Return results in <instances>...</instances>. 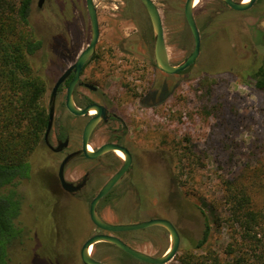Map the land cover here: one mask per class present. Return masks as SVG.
<instances>
[{
    "label": "rangeland",
    "instance_id": "1",
    "mask_svg": "<svg viewBox=\"0 0 264 264\" xmlns=\"http://www.w3.org/2000/svg\"><path fill=\"white\" fill-rule=\"evenodd\" d=\"M154 1L162 16L170 61L179 64L194 48L184 14L185 0ZM38 2L32 4L30 20L44 46L35 59L37 64L45 62V78L53 83L54 69H58L53 49L68 47L63 58L69 64L75 50L86 47L91 39L90 18L86 0H44L42 6ZM94 2L100 25L97 48L105 61L91 69L103 76L110 96L133 99L135 144L168 157L169 175L164 181H171L179 199L184 200L180 225L195 237L192 246L182 244L166 264H180L177 257L199 243L207 222L209 236L197 253L214 249L226 258L233 232L226 223L218 227L214 222L216 211L227 209L224 181L243 176L251 182L253 174L262 173L264 167V91L248 74L264 55V0H256L245 12L221 0H200L194 7L201 32L200 55L191 66L171 75L154 67V32L139 0ZM152 84V104L144 107L139 99L134 100L131 90ZM47 92L43 100L49 109ZM45 152L39 147L32 154L31 175L18 187L23 197L19 220L27 234L13 248L10 264H58L56 260L83 264L82 244L101 231L90 219V202L116 167L103 168L102 161L73 172L68 169L66 177L74 181L85 171L99 172L86 197H71L55 193L50 186L47 175L56 174L59 163L49 165ZM113 155L123 160L115 152ZM141 179L147 182V176ZM133 182L131 175L126 176L100 202L98 211L104 219L129 224L161 218L176 224L175 214L157 209L163 181L150 184L146 189L149 199L140 194L138 201ZM256 197L262 205L264 188ZM152 229L122 231L119 236L139 250L160 256L170 246V235L162 226ZM95 256L108 264H132L121 259L120 250L100 244Z\"/></svg>",
    "mask_w": 264,
    "mask_h": 264
},
{
    "label": "trees",
    "instance_id": "2",
    "mask_svg": "<svg viewBox=\"0 0 264 264\" xmlns=\"http://www.w3.org/2000/svg\"><path fill=\"white\" fill-rule=\"evenodd\" d=\"M33 2L0 0V264H10L13 248L25 240L27 230L19 220L23 197L18 187L31 175L30 157L41 146L49 120L43 100L48 91L45 62L37 64L35 59L44 41L30 20ZM248 74L264 91V55ZM253 176L251 182L243 176L224 181L227 209L216 211L214 222L218 227L226 223L233 232L226 258L214 249L197 253L209 236L207 222L199 243L177 257L180 264H264V202L259 205L256 197L264 188V167ZM99 244L120 250L121 259L132 264H147L110 243Z\"/></svg>",
    "mask_w": 264,
    "mask_h": 264
},
{
    "label": "flooded vegetation",
    "instance_id": "3",
    "mask_svg": "<svg viewBox=\"0 0 264 264\" xmlns=\"http://www.w3.org/2000/svg\"><path fill=\"white\" fill-rule=\"evenodd\" d=\"M223 4L226 5L224 2ZM89 43L90 41L88 42L87 46L89 45ZM86 47H83L78 51L76 49L74 54L70 56L69 58L70 63L67 65L64 63L63 57H65L64 51L68 47L53 49L54 52L53 55L55 56L54 64L57 66L58 69H54L53 83H49L47 81L48 82L47 95L49 99V109L51 106L50 100L53 95L56 82L67 71V69L76 62V60L78 59V57ZM103 56H104L103 54L101 55L99 54V50L96 45L94 54L84 64L78 80L74 83V87L72 91V99L74 105L80 110H84L85 108H87L89 105L92 104H97L98 106L105 109L106 117L105 118L102 117L100 119V121L93 128L89 136L88 146L89 148L92 147V151L97 150L101 145L105 143L113 142L123 147H126L130 151L132 156V162L130 168L116 182V184L112 187V189L108 192V194L104 197V199L107 198L112 193L116 185L119 182H121L123 179H125L126 176L131 175V178L132 179L134 178L133 183L135 186V195L137 201H138V196L140 194L144 195V198L145 197L148 198L147 197L148 192L146 189L150 184L154 183L155 181H157L158 183L160 180L163 181L162 191L158 194V198H160V202L158 203L157 209L175 214L174 218L176 224L174 223L173 224L175 225L180 235V247L182 244L183 245L187 244L188 246H192V244L195 241V237L193 233H187L186 229L181 227L180 225V223H182V217H184V214L182 213L181 210L184 204V200L181 197H180L181 200L179 199V197L177 196V192L174 190L173 188L174 186L172 185L171 181L170 182H168L169 180L164 181V176L169 175L168 169H169L170 161L168 157H164L159 152L149 151L148 149H145L143 146L135 144V142L137 141L135 134L136 125L131 123L133 121V108L131 109V104H132L131 101L133 99L131 98V100H128V98L122 99V98H118V97L115 98L114 96H110L108 91L106 90L103 76L97 73V71L95 70L93 71L91 69L92 67H95L96 65H100V63L105 61V57ZM97 61L98 63H96ZM152 62L155 65L154 67H157L155 62V55H154V60ZM74 79H75V71L72 70L70 74L61 82V84L58 86L55 92L54 117H53L52 125L48 133L46 128L40 148H43V151H46L45 152L46 160L49 165L52 164L57 165L59 163L57 173L54 175L52 174L47 175L50 181L49 182L50 186H53L52 188L54 192L65 194L71 197L84 198L88 195V190L90 186L94 185L93 182L98 179L97 178L98 171L95 169L93 171L90 170L85 171L84 175L78 181H74V180H69L66 177V173H68V169H73V170H69L73 172L76 171V168L82 167L83 165H86L88 163H92V162L101 163L102 161H104L101 163L102 166H104L103 168H106L107 166L116 167L115 170L113 171L114 174L122 167L125 158L123 160L116 158L113 155L114 151L107 152L96 158L86 157L85 153L83 152L84 131L86 130V126L91 121V119L97 116L98 112L94 110L95 113H92L93 110H91L88 111L87 113L80 114L68 108L66 104L68 89ZM133 85L134 84H132V86ZM152 89H153V84L147 86V88L145 86L140 87L138 85L136 88H133L131 90V93L135 96L134 100L139 99L140 102L145 107V106H150V104H152L151 102L153 101L154 98V92ZM49 109H48V113H49ZM132 135H134V137H130ZM65 160H66L64 165L65 179L69 182H72L74 185L79 186L78 189L73 191H68L67 189L64 188L59 176L60 168ZM102 166L100 165L99 167ZM144 175L147 176L146 183H144L143 179H141L144 177ZM103 185L101 186V188L103 187ZM151 199H157V197L152 196ZM145 206H148V203L147 204L145 203ZM154 226L157 225L149 226L138 230H131V231L140 232V231H145L147 229L153 230L152 227ZM163 228L169 234L168 230L165 227ZM119 234H121V232ZM55 241L58 242V240ZM56 261L58 264H61L58 262V260ZM66 264L68 263L66 262Z\"/></svg>",
    "mask_w": 264,
    "mask_h": 264
},
{
    "label": "water",
    "instance_id": "4",
    "mask_svg": "<svg viewBox=\"0 0 264 264\" xmlns=\"http://www.w3.org/2000/svg\"><path fill=\"white\" fill-rule=\"evenodd\" d=\"M43 1L44 0H39L38 5L42 6ZM139 1L145 7L152 24V28L154 32V55H155L156 66L167 74L178 73L191 66L199 57L201 51V32L198 27L194 14L195 0H185V4H184V14L194 39V48L192 52L184 59V61H182L179 64H172L170 61L167 44L165 40V32H164L162 16L156 2L154 0H139ZM222 1L228 7L234 10L246 11L254 5L256 0H249L248 2H244V0H222ZM86 5L90 18V24H91V40L89 45L80 54L76 62L67 69V71L59 78V80L55 84L54 92L50 100L51 106L49 109V122L47 127V133L51 128L54 117L55 92L58 86L61 84V82L70 74L72 70H74L75 79L73 80V82L71 83L68 89V96L66 101L68 108L80 114L87 113L88 111L91 110H96L98 112L97 116L91 119V121L86 126V130L84 131L83 152L88 158H96L107 152H111V151L115 152L116 150H120L124 153L125 159L122 167L109 178V180L103 185L101 190L94 196V198L90 202V207H89L90 219L101 231L91 235L84 241L80 249V256L83 264H108L96 258L93 252L90 251L91 247L95 249V246L97 244L106 242L116 246L117 248L123 250L132 257L140 261H143L147 264H166L175 257L180 247V235L175 225L171 221L167 219L153 218L137 223L114 224L104 219L98 211V206L100 202L104 199V197L108 194V192L112 189V187L116 184V182L122 177V175L130 168L132 162V156L130 151L126 147H123L113 142L105 143L101 145L97 150L94 151L90 150L88 146L89 136L93 128L100 121V119L102 117L104 118L106 117L105 109L98 106L97 104H92L89 105L84 110H80L74 105L72 99V91H73L74 83L78 80L84 64L94 54L100 36L99 19H98V13L95 2L94 0H86ZM65 162L66 160L62 163L59 176L64 188L67 189L68 191H73L78 189L79 186L74 185L72 182H69L65 179L64 177ZM153 225H160L165 227L170 235V240H171L170 246L160 256H153L142 250H139L126 243L119 236V233L122 231L138 230Z\"/></svg>",
    "mask_w": 264,
    "mask_h": 264
},
{
    "label": "bare ground",
    "instance_id": "5",
    "mask_svg": "<svg viewBox=\"0 0 264 264\" xmlns=\"http://www.w3.org/2000/svg\"><path fill=\"white\" fill-rule=\"evenodd\" d=\"M249 0H244V2H248ZM200 2V0H195V5H197ZM92 113H95L94 110L92 111ZM92 150V147L90 148ZM115 153L117 154V156H119L121 159L125 158V155L122 151L120 150H116ZM94 248L91 247L90 251L93 252Z\"/></svg>",
    "mask_w": 264,
    "mask_h": 264
}]
</instances>
